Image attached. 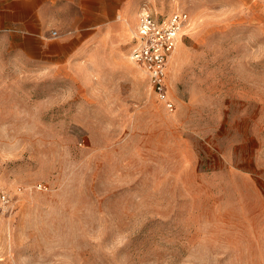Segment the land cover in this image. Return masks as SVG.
<instances>
[{
    "label": "rangeland",
    "instance_id": "1",
    "mask_svg": "<svg viewBox=\"0 0 264 264\" xmlns=\"http://www.w3.org/2000/svg\"><path fill=\"white\" fill-rule=\"evenodd\" d=\"M133 1L69 64L0 36V264H264V0ZM143 7L190 16L173 110L130 59Z\"/></svg>",
    "mask_w": 264,
    "mask_h": 264
},
{
    "label": "crops",
    "instance_id": "2",
    "mask_svg": "<svg viewBox=\"0 0 264 264\" xmlns=\"http://www.w3.org/2000/svg\"><path fill=\"white\" fill-rule=\"evenodd\" d=\"M116 2L0 0V36L23 59L42 65L69 64L82 57L90 43L113 30ZM138 8V3L126 0L118 15L122 31L133 30L129 18L136 16Z\"/></svg>",
    "mask_w": 264,
    "mask_h": 264
},
{
    "label": "built area",
    "instance_id": "3",
    "mask_svg": "<svg viewBox=\"0 0 264 264\" xmlns=\"http://www.w3.org/2000/svg\"><path fill=\"white\" fill-rule=\"evenodd\" d=\"M189 25L190 16L185 11H174L166 17H158L143 7L129 54L131 61L147 74L153 91L170 110L174 109V104L167 98L168 64ZM2 199L7 201V195L3 194Z\"/></svg>",
    "mask_w": 264,
    "mask_h": 264
}]
</instances>
